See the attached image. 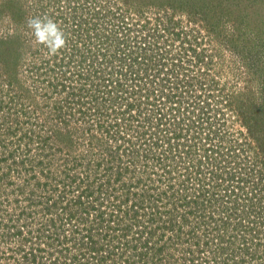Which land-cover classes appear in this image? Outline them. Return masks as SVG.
I'll use <instances>...</instances> for the list:
<instances>
[{
    "label": "rangeland",
    "instance_id": "1",
    "mask_svg": "<svg viewBox=\"0 0 264 264\" xmlns=\"http://www.w3.org/2000/svg\"><path fill=\"white\" fill-rule=\"evenodd\" d=\"M0 264H264V0H0Z\"/></svg>",
    "mask_w": 264,
    "mask_h": 264
},
{
    "label": "clouds",
    "instance_id": "2",
    "mask_svg": "<svg viewBox=\"0 0 264 264\" xmlns=\"http://www.w3.org/2000/svg\"><path fill=\"white\" fill-rule=\"evenodd\" d=\"M33 45L41 46L54 56L67 46V37L62 27L49 16H32L26 20Z\"/></svg>",
    "mask_w": 264,
    "mask_h": 264
},
{
    "label": "trees",
    "instance_id": "3",
    "mask_svg": "<svg viewBox=\"0 0 264 264\" xmlns=\"http://www.w3.org/2000/svg\"><path fill=\"white\" fill-rule=\"evenodd\" d=\"M160 116H162L161 114H160ZM230 173L231 172H227V176L229 177V178H232L233 176H231L230 175ZM216 177V176H215ZM216 184H218V183H216ZM231 193H233L232 195H235L236 193H238L239 194V192H240V190H232V191H230ZM241 192L243 193V194H245V190H241Z\"/></svg>",
    "mask_w": 264,
    "mask_h": 264
},
{
    "label": "built area",
    "instance_id": "4",
    "mask_svg": "<svg viewBox=\"0 0 264 264\" xmlns=\"http://www.w3.org/2000/svg\"><path fill=\"white\" fill-rule=\"evenodd\" d=\"M166 74H164V76H165ZM169 77V76H168Z\"/></svg>",
    "mask_w": 264,
    "mask_h": 264
}]
</instances>
